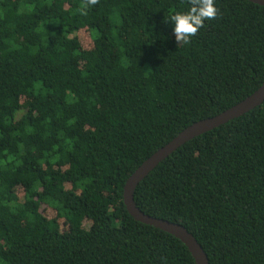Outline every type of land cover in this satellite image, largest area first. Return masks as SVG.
Masks as SVG:
<instances>
[{
    "label": "trees",
    "instance_id": "1",
    "mask_svg": "<svg viewBox=\"0 0 264 264\" xmlns=\"http://www.w3.org/2000/svg\"><path fill=\"white\" fill-rule=\"evenodd\" d=\"M0 0V264H196L127 211L129 178L264 84V7L215 0ZM210 264H264V104L181 147L138 187Z\"/></svg>",
    "mask_w": 264,
    "mask_h": 264
},
{
    "label": "water",
    "instance_id": "2",
    "mask_svg": "<svg viewBox=\"0 0 264 264\" xmlns=\"http://www.w3.org/2000/svg\"><path fill=\"white\" fill-rule=\"evenodd\" d=\"M252 4L264 7V0H244ZM264 104V84L251 97L224 112L223 114L199 122L178 135L171 143L159 150L149 160H147L127 181L124 189V202L128 213L139 223L153 227L165 232L181 241L190 251L196 264H210L203 247L196 238L184 227L171 222L150 217L143 213L136 205L135 194L139 185L181 147L202 135L213 132L228 123L244 117L246 114L256 110Z\"/></svg>",
    "mask_w": 264,
    "mask_h": 264
},
{
    "label": "clouds",
    "instance_id": "3",
    "mask_svg": "<svg viewBox=\"0 0 264 264\" xmlns=\"http://www.w3.org/2000/svg\"><path fill=\"white\" fill-rule=\"evenodd\" d=\"M95 3L96 0H91ZM218 15L215 0H191L186 11H177L170 15L168 23L172 25L176 41L188 44L196 36L206 21L214 20Z\"/></svg>",
    "mask_w": 264,
    "mask_h": 264
}]
</instances>
